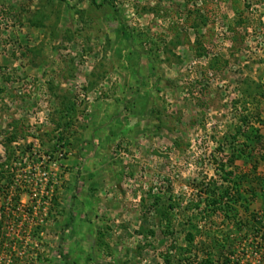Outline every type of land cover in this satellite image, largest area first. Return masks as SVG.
I'll return each mask as SVG.
<instances>
[{"label": "rangeland", "instance_id": "rangeland-1", "mask_svg": "<svg viewBox=\"0 0 264 264\" xmlns=\"http://www.w3.org/2000/svg\"><path fill=\"white\" fill-rule=\"evenodd\" d=\"M205 261L264 264V0H0V264Z\"/></svg>", "mask_w": 264, "mask_h": 264}, {"label": "trees", "instance_id": "trees-1", "mask_svg": "<svg viewBox=\"0 0 264 264\" xmlns=\"http://www.w3.org/2000/svg\"><path fill=\"white\" fill-rule=\"evenodd\" d=\"M105 3H106V4H109V5H112V6H113V4H114V3L109 2V1H105ZM188 238L191 240V239L193 238V236H192L191 234H189V235H188ZM204 264H212V263H211L210 261H205Z\"/></svg>", "mask_w": 264, "mask_h": 264}]
</instances>
